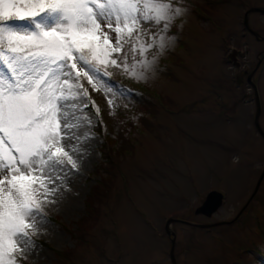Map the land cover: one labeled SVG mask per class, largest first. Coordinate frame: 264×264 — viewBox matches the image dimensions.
<instances>
[{"label":"rangeland","instance_id":"374dc122","mask_svg":"<svg viewBox=\"0 0 264 264\" xmlns=\"http://www.w3.org/2000/svg\"><path fill=\"white\" fill-rule=\"evenodd\" d=\"M174 7L182 12L144 79L108 68L106 80L126 90L114 108L82 78L94 106L80 132L90 140L74 154L78 171L44 206L48 222L33 235L36 246L18 257L28 264H173L172 239L176 264H264V177L248 203L264 169V138L247 81L252 74L264 133V14L248 13L258 39L243 24L264 0H175ZM102 177L104 189L96 187ZM211 191L223 204L197 213ZM92 192L95 214L87 216Z\"/></svg>","mask_w":264,"mask_h":264},{"label":"snow or ice","instance_id":"6c2138e0","mask_svg":"<svg viewBox=\"0 0 264 264\" xmlns=\"http://www.w3.org/2000/svg\"><path fill=\"white\" fill-rule=\"evenodd\" d=\"M174 3L0 0V264H19L36 246L44 206L78 171L74 154L91 136L80 129L94 106L82 78L114 108L126 90L106 80L108 68L144 79L182 12Z\"/></svg>","mask_w":264,"mask_h":264},{"label":"water","instance_id":"95a60500","mask_svg":"<svg viewBox=\"0 0 264 264\" xmlns=\"http://www.w3.org/2000/svg\"><path fill=\"white\" fill-rule=\"evenodd\" d=\"M259 12V13H262L264 14V9H252V10H248L245 14H244V18H243V24L246 28V30L251 34L253 35L256 39L259 38L258 36V33L256 31H254L250 26H249V23H248V13L249 12ZM235 52L230 55V59L231 60H234L235 62ZM236 64V62H235ZM259 65V64H258ZM251 75H249L247 81L251 84V87L253 89V92H254V98H255V103H256V114H255V119H254V126L257 130V132L260 134V136H262L264 138V133L260 127V124H259V121H258V118L260 116V112H261V108H260V103H259V98H258V93H257V90H256V87L255 85L253 84V82L251 81ZM264 177V169H263V172L257 182V185H256V188L253 192V194L251 195V197L249 198L248 200V203L252 200V198L254 197L255 193L258 191L259 189V186H260V183L262 181ZM222 201H223V195L217 191H211L205 198L204 202H203V205L200 209L197 210V213H201V214H205V215H209L211 214L213 211H216L217 209H219L222 205ZM247 203V204H248ZM246 204V206H247ZM246 206L244 207V209L246 208ZM169 221H172V220H169ZM169 222H167L168 224ZM198 227H208V226H205V225H197ZM166 233L169 235L170 234V231L168 230L167 226H166ZM173 244H174V240L172 239L171 240V250H170V260L173 264H176L175 263V259H174V255H173Z\"/></svg>","mask_w":264,"mask_h":264},{"label":"trees","instance_id":"16d2710c","mask_svg":"<svg viewBox=\"0 0 264 264\" xmlns=\"http://www.w3.org/2000/svg\"><path fill=\"white\" fill-rule=\"evenodd\" d=\"M104 114H105V112H104ZM116 123H117V122H116ZM114 126H116L115 123H113V125L111 126V128H113ZM113 129L115 130V127H114ZM114 130H113V131H114ZM114 134H116L117 137L120 138V134L118 133V131L116 132V130H115ZM105 145H108V141H105ZM103 151L105 152V146H104V148H103ZM107 156H108V155H107ZM107 156L103 155V153H102L103 161L106 162V164H110V165H111V161L109 160V157L107 158ZM109 162H110V163H109ZM99 169H102V170L104 169L102 172H103V173H106V169H105L103 163L100 164ZM107 173L109 174V170H108V169H107ZM109 175H110V174H109ZM104 178H105V177H104ZM104 178H103V177L100 178V181H98V182L96 183V187L100 185V186H101V189H104V183H103V182H104ZM94 188H95V187H94ZM96 192L99 194L98 189L96 190ZM95 194H96L95 192H94V194H93V192H92V193H90V194L88 195V198L85 199L87 216H89V215H94V214H95V206H94V204H93V198H94ZM100 195H101V192H100ZM57 254H58L59 256H63L65 253H64V252H58ZM18 260H19L20 264H28V262H26V261L23 260L22 258H18Z\"/></svg>","mask_w":264,"mask_h":264},{"label":"bare ground","instance_id":"6f19581e","mask_svg":"<svg viewBox=\"0 0 264 264\" xmlns=\"http://www.w3.org/2000/svg\"><path fill=\"white\" fill-rule=\"evenodd\" d=\"M84 131H82V133H83ZM90 140V138L88 139V140H86V141H89ZM85 142V141H84Z\"/></svg>","mask_w":264,"mask_h":264}]
</instances>
